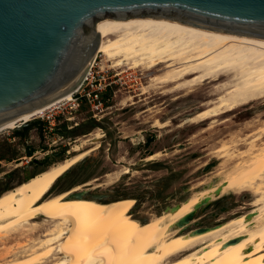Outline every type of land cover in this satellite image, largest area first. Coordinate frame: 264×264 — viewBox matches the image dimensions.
I'll return each instance as SVG.
<instances>
[{"label": "bare ground", "instance_id": "bare-ground-1", "mask_svg": "<svg viewBox=\"0 0 264 264\" xmlns=\"http://www.w3.org/2000/svg\"><path fill=\"white\" fill-rule=\"evenodd\" d=\"M94 27L99 38L95 54L101 56L102 69L106 66L154 71L148 76L147 85H169L168 91L183 89L186 95L200 93L206 85L200 93L203 100L197 102L196 111L187 116V122L197 124L215 119L252 101L264 100V40L151 16L123 21L102 19ZM93 56H88L81 74L67 89L80 78ZM77 88L45 108L0 125V133L72 98ZM141 89L147 91L146 85ZM155 123L163 127L167 122ZM255 131L257 136L247 142L248 149L236 153L241 160L219 182L193 191L147 221L130 212L135 204L131 197L108 201L83 195L72 197L77 191L85 194L86 190L80 188L89 183L51 193L53 184L98 144L84 147L87 145L84 141L71 146L63 160L0 194V239L17 228H35L36 219L50 218L54 222L43 234L45 238L31 246L25 255L10 258L7 254L11 250L0 247V264H264V145L256 147L264 134V122ZM94 137L99 138L100 134L95 132ZM230 147L223 142L217 152L229 158L234 153ZM161 155L151 153L146 160ZM127 172L126 168L121 173ZM246 191L253 195L247 211L232 212L227 218L221 217V223L203 229L184 230L191 221L177 225L210 200L228 192L239 196ZM54 251L58 255L53 256Z\"/></svg>", "mask_w": 264, "mask_h": 264}, {"label": "rangeland", "instance_id": "rangeland-1", "mask_svg": "<svg viewBox=\"0 0 264 264\" xmlns=\"http://www.w3.org/2000/svg\"><path fill=\"white\" fill-rule=\"evenodd\" d=\"M101 62L98 54L95 69H102ZM104 67L102 70L116 83L105 95L101 110L91 108L86 101L73 107L68 101L72 98L64 99L60 107H52L55 119H47L45 114L28 121L40 119L45 122L41 132L37 127H31L25 137H20L13 134L15 127L0 133V194L46 166L63 160L69 155L71 146L86 141L84 147L94 144L98 147L60 177L50 192L55 194L74 185L89 183L80 188L86 190L83 196L103 201L134 198L135 204L130 212L137 219L147 221L194 192L219 182L225 172L241 160L236 153L248 149L247 142L257 136L255 130L264 122L262 99L216 116L212 118L214 121L187 122V116L196 111L197 102L203 100L200 93L206 85L201 87L200 93L186 95L183 89L168 91L169 85H147L148 76L154 71ZM143 84L147 91L141 89ZM50 120L54 123L51 129ZM63 121L74 131L71 136L63 137L55 132L54 127ZM155 122L167 123L159 127ZM95 132L100 134L99 138L94 137ZM223 142L234 152L229 158H223L217 152ZM263 145L264 134H261L256 147ZM28 147L33 148L31 156L25 153ZM155 152L162 155L146 160ZM126 168L128 172L122 174ZM252 199L253 195L246 191L239 196L228 192L210 200L194 211L184 230L221 223L222 218L232 212L249 210ZM35 221L38 224L35 228H17L0 239V247L11 250L7 257L27 254L31 246L45 238L43 234L47 227L54 224L50 218L44 220L45 223L42 219Z\"/></svg>", "mask_w": 264, "mask_h": 264}, {"label": "water", "instance_id": "water-1", "mask_svg": "<svg viewBox=\"0 0 264 264\" xmlns=\"http://www.w3.org/2000/svg\"><path fill=\"white\" fill-rule=\"evenodd\" d=\"M142 16L264 40V0H0V125L45 108L78 87L96 56L97 22ZM89 55L93 59L67 89ZM193 213L177 225L189 222Z\"/></svg>", "mask_w": 264, "mask_h": 264}, {"label": "built area", "instance_id": "built-area-1", "mask_svg": "<svg viewBox=\"0 0 264 264\" xmlns=\"http://www.w3.org/2000/svg\"><path fill=\"white\" fill-rule=\"evenodd\" d=\"M96 59V58H95ZM94 59V62H95ZM94 62L89 68V71L86 73L84 78L81 81V84L72 93V99L68 100L73 107H79L83 101L89 102L91 108L101 110L103 104L105 103L103 97L110 93V89L112 88V84H115V80L111 79V77L107 74L106 71L102 69H95ZM111 79V80H110ZM61 106V103L57 105L55 108ZM53 109V110H54ZM52 108L45 111L42 115L46 114V118L52 117L54 118L55 112H51ZM57 116V115H56ZM57 122V121H56ZM50 129L53 128L54 123L53 120L48 121Z\"/></svg>", "mask_w": 264, "mask_h": 264}, {"label": "trees", "instance_id": "trees-1", "mask_svg": "<svg viewBox=\"0 0 264 264\" xmlns=\"http://www.w3.org/2000/svg\"><path fill=\"white\" fill-rule=\"evenodd\" d=\"M103 99L105 100V96L103 97ZM81 105V104H80ZM46 123L41 121L40 119H33L32 121L28 122L26 125H24L21 129H14L13 130V134L14 135H18L20 137H25L27 134V130L31 127H37V129L41 132L42 130V125L44 126ZM78 126V125H77ZM54 129L56 130L55 132H57V134L61 135V136H71V133L73 134V130H70L66 127V122L63 121L62 123L58 122V125H56L54 127ZM33 152V148L28 147L25 151L26 155L31 156ZM31 177V176H29ZM28 177V178H29ZM26 180V179H25ZM7 190V189H4Z\"/></svg>", "mask_w": 264, "mask_h": 264}]
</instances>
